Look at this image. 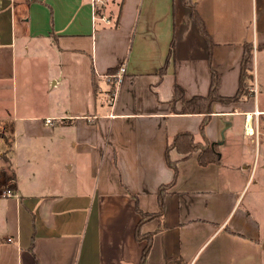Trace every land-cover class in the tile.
Instances as JSON below:
<instances>
[{"label":"crops","instance_id":"1","mask_svg":"<svg viewBox=\"0 0 264 264\" xmlns=\"http://www.w3.org/2000/svg\"><path fill=\"white\" fill-rule=\"evenodd\" d=\"M189 1L210 46L182 0H107L109 25L89 0H0V264H138L136 229L153 233L145 264H264L257 195L245 201L264 180V0ZM252 42L261 89L180 111L174 84L185 99L206 95L210 67L218 94L234 95ZM120 64L110 107L108 69ZM205 116L219 161L171 148L174 176L167 141L199 140ZM138 210L160 215L138 224Z\"/></svg>","mask_w":264,"mask_h":264},{"label":"trees","instance_id":"2","mask_svg":"<svg viewBox=\"0 0 264 264\" xmlns=\"http://www.w3.org/2000/svg\"><path fill=\"white\" fill-rule=\"evenodd\" d=\"M185 4H187L191 9V15L198 27V30L204 35L206 38L208 45L210 46V37L208 33L206 32L204 25L202 23V20L198 16L196 9L194 5L189 0H182ZM173 49V40L170 43L168 55L172 53ZM253 52V44L251 43H244V52L242 55L241 65H240V74H239V83L237 91L234 95L225 96L220 95L217 92V83H218V77L215 73L214 69L210 67V73H211V79L210 84L208 88V92L206 95H194L188 99L184 98L183 95V89L180 85L174 84V94L172 97V101L181 100V112H198V113H204L209 114L211 112V105L213 102H220V103H231L238 100H241L243 97H248L251 94L246 93V85H248V81H253V74L251 72V68L249 67L248 63L250 62V54ZM117 67H110L108 69L109 72L115 71ZM164 71V66L160 67V72ZM95 76L92 74V82L94 81ZM93 84V83H92ZM206 116L203 117V119L200 122L199 125V133H200V139L196 140L194 138V135L188 131H180L176 133L170 140L167 141L166 147H165V157L166 162L168 166L172 169L173 175L176 174V162L172 161L168 157V150L171 148L176 149L179 153L183 154L184 156L189 155L193 151H197V162L200 165H205L208 163H215L219 161L220 157V149L219 144L215 141H209L204 134V127L206 124ZM168 184H162L160 185L158 189V197L160 201V212L163 208V202H162V193L165 187L169 186ZM159 213H143L138 210L140 219L139 223H141L144 220L156 217L160 215ZM136 235L139 239H145L146 244L142 249V253L140 256V260L138 264H145V260L148 254V250L150 247V242L153 233L149 232L146 234L139 233L138 229H136Z\"/></svg>","mask_w":264,"mask_h":264},{"label":"rangeland","instance_id":"3","mask_svg":"<svg viewBox=\"0 0 264 264\" xmlns=\"http://www.w3.org/2000/svg\"><path fill=\"white\" fill-rule=\"evenodd\" d=\"M99 25L97 24L95 29H99ZM251 72H252V69H251ZM253 79L254 81H249L247 80L248 82V85H246V93L247 94H252L253 93V90L255 89L257 91V88H262L263 86V80L260 78L258 80L257 78V74H256V65L254 67V70H253ZM260 84V85H259ZM254 126H255V129L257 127V123H258V116L254 115ZM260 125H261V128L264 127V119L261 118L260 119ZM0 135H1V130H0ZM256 135V130H255V134ZM263 137V135H260V138ZM261 150H264V142L262 141L261 143ZM0 156H3L2 153H0ZM264 159H259V162L257 164V167H256V173L257 174H262L264 175V162L263 161ZM7 178V177H6ZM8 180V179H6ZM246 187V190L247 191V194L245 196V201L247 200V198L251 195L252 197L253 196H256L257 197H254V203L252 204V207H251V210L252 212H256V214L259 216L260 218V221H261V233H262V236L264 237V180L263 182H261L258 186L254 184V182H252L251 186L249 187Z\"/></svg>","mask_w":264,"mask_h":264},{"label":"built area","instance_id":"4","mask_svg":"<svg viewBox=\"0 0 264 264\" xmlns=\"http://www.w3.org/2000/svg\"><path fill=\"white\" fill-rule=\"evenodd\" d=\"M106 1L107 0H89L90 5L92 6L93 19L101 20L103 21L104 24L109 25V24H112V20L110 19V17L105 15L103 12H101V9L104 7ZM252 44H253V51H254L255 44L254 42H252ZM123 73H124V65L120 64L113 73L107 76V77H112L114 79L112 90L110 91L108 95V105L110 107H113L116 102L118 89H119L120 82L122 80ZM45 122L50 123L51 119L46 118ZM246 130L248 131L247 126H246ZM2 194L9 196L12 194V192L8 188H6V189H3Z\"/></svg>","mask_w":264,"mask_h":264},{"label":"bare ground","instance_id":"5","mask_svg":"<svg viewBox=\"0 0 264 264\" xmlns=\"http://www.w3.org/2000/svg\"><path fill=\"white\" fill-rule=\"evenodd\" d=\"M247 129H248V133H252L253 132V128H251V126L249 125V123L247 125Z\"/></svg>","mask_w":264,"mask_h":264}]
</instances>
